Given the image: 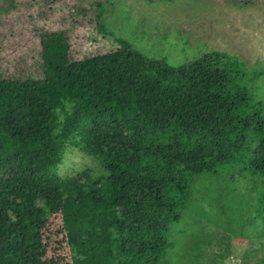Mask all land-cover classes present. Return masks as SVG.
I'll return each mask as SVG.
<instances>
[{"label":"trees","instance_id":"16d2710c","mask_svg":"<svg viewBox=\"0 0 264 264\" xmlns=\"http://www.w3.org/2000/svg\"><path fill=\"white\" fill-rule=\"evenodd\" d=\"M15 1L1 0L0 43L14 45L17 35L36 50L0 65V264H165L170 226L180 221L194 180L218 170L251 182L264 224V107L243 84L245 63L219 51L179 65L148 57L115 38L94 7L87 19L77 10L59 19L64 30L51 25L30 34L26 26L61 0ZM11 15L23 26L19 34L1 24ZM105 42L115 48L98 46ZM77 43L93 45L85 60L108 56V76L115 66L129 68L131 83H107L97 96L86 84L81 95ZM121 48L127 52L115 60ZM262 76L254 71L250 79ZM187 101L192 107L176 113ZM105 125L133 135L100 136ZM67 145L95 158L105 173L100 184L57 173ZM38 196L49 218L35 205Z\"/></svg>","mask_w":264,"mask_h":264},{"label":"rangeland","instance_id":"374dc122","mask_svg":"<svg viewBox=\"0 0 264 264\" xmlns=\"http://www.w3.org/2000/svg\"><path fill=\"white\" fill-rule=\"evenodd\" d=\"M75 1L61 0L62 5L51 15H44L47 19L43 20L44 16L33 19L26 31L33 34V31L45 30L51 25L64 30L59 19L72 10L83 12L87 19L91 16L90 7H94L102 12L103 24L115 38L129 42L133 49L148 57L165 58L170 65H179L211 51L237 58L245 63L248 73L243 84L264 107V76L256 81L250 79L252 72L264 71V0H254L248 6L224 0L153 3L145 0H79L76 4ZM5 6L6 2L0 0V8ZM15 6L21 7L20 0L15 1ZM16 17L3 18L1 24L15 27L19 34L23 26ZM71 19L76 21L73 30L81 38L85 32L83 22L77 15ZM3 31L0 30V35ZM13 41L14 45L11 40L0 43L4 54H0L1 66L5 62L9 64L12 58L18 60L20 51L32 54L36 50L35 43L27 37L17 38L16 35ZM104 44L98 46L108 50L115 48L111 42ZM74 46L77 51L74 73L81 95L85 94L86 84L94 86L97 96L107 83H117L123 89L125 84L131 83L127 75L129 68L122 73L115 66L113 75L108 76L106 54L96 60H85L83 54L90 50L93 54V45L77 43ZM126 52V48L113 52L115 60ZM178 107L181 109L176 113L191 108L192 103L187 101ZM105 134L133 135L129 130H117L109 125L101 127L100 136ZM92 140L102 145L100 140ZM57 173L79 177L85 184L88 181H99L100 184L105 177L88 150L70 145L66 146ZM251 191V182L239 179L234 171L218 170V173L196 178L180 221L170 226L165 264H264V224L256 219V195L249 196ZM35 205L44 210L45 218H49L43 197H36Z\"/></svg>","mask_w":264,"mask_h":264}]
</instances>
